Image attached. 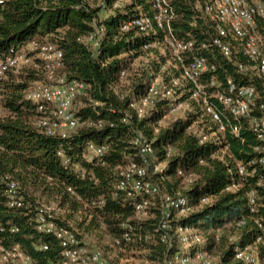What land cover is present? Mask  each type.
<instances>
[{"label":"trees","instance_id":"trees-1","mask_svg":"<svg viewBox=\"0 0 264 264\" xmlns=\"http://www.w3.org/2000/svg\"><path fill=\"white\" fill-rule=\"evenodd\" d=\"M210 1L172 0L178 37L197 43L213 37L215 21L202 10ZM153 13V0H0V56L14 55L33 40L52 43L63 51L60 75L88 87L73 109L79 126L62 140L47 136L35 125L38 112L26 99L27 90L45 80L44 73L23 66L0 74V247L18 244L31 257L30 264L60 259L59 240L36 227V208L46 203L58 206L57 222L83 242L93 235L114 241L130 231L133 240L124 244L123 252L140 254L150 264L198 249L212 254L216 246L221 254L215 264H249L237 259L236 253L255 244V219L264 218V207L260 213H251L247 196L255 188L264 204V189L256 184L264 168L260 166L254 178L243 180L237 162L256 157L252 132L244 129L241 138L226 133L200 142L198 132L208 117L202 116L200 103L190 99L188 85L182 100L191 109L185 113L164 119L169 100L157 101L143 117L131 107L147 94L152 75L162 67L169 77L181 75V64L176 65L168 52L164 54L159 46L144 49L155 38H162L160 32L155 36L134 27L123 29L128 21ZM90 35L94 42L86 44L83 39ZM202 53L217 64L219 79L254 84L264 93L262 79L239 69L237 63L245 59L235 49L231 59L212 46ZM136 61L141 64L137 68ZM123 70H127L126 77L121 76ZM139 133L154 146L155 154L149 157L152 163L165 165L156 174L149 167V177L159 184L161 194L189 201L185 214L173 211L166 230L160 228L163 207L159 195L150 196L149 215L141 217L133 208V199L116 194L121 168L142 159L134 144ZM89 142L108 144L109 151L102 159L88 162ZM61 150L70 159L69 165L59 155ZM9 178L19 184L22 207L8 205ZM234 183L241 186L227 190ZM181 227L200 234L202 243L184 249L179 241ZM0 264L23 263L4 259L0 252Z\"/></svg>","mask_w":264,"mask_h":264},{"label":"built area","instance_id":"built-area-1","mask_svg":"<svg viewBox=\"0 0 264 264\" xmlns=\"http://www.w3.org/2000/svg\"><path fill=\"white\" fill-rule=\"evenodd\" d=\"M153 3L152 15L136 17L128 21L123 29L134 27L144 34L155 36H159L160 32L162 38H155L147 43L144 49L150 50L159 46L162 52L167 51L169 58L176 65L181 64V75L172 74L169 77L164 74L166 68L162 67L160 72L152 75L147 94L132 102L131 107L136 110L138 117H143L157 101L169 100L170 106L164 114V119H168L179 112L185 113L191 109L190 103L182 100L187 85L191 86L188 88L190 99L199 102L203 111L202 116L208 117L198 132L200 142L218 139L221 134L226 133L241 138L244 129L251 131L255 136L256 143L252 150L256 157L237 162L238 173L243 180L254 178L259 167L264 168V93H260L254 84H240L230 77L224 81L219 79L217 64L202 51L209 50L212 46L223 57L231 59L235 49V52L245 59L237 63L239 69L249 71L264 82V0H211L205 4L202 10L215 21V34L209 41L200 43L176 35L173 27L176 12L172 0H153ZM83 41L86 44L94 42V36L90 35ZM63 59V51L56 45L39 40L31 41L27 47L14 55L0 56V74L19 70L23 66H31L44 73L45 80L36 81L27 90L26 99L35 105L38 112L35 125L47 136L62 140L69 138L78 128L79 121L73 109L76 103L86 96L88 88L84 82L68 81L65 76L60 75L64 67ZM143 65H147V62ZM121 76L126 77L127 70H123ZM205 127L208 128V132L204 131ZM134 144L142 159L139 162H129L121 168L116 194L123 193L133 199V208L141 217L149 215L153 205L150 196L159 195L163 207L160 228L169 229L173 211H176L177 215L185 214L189 211V201L184 197L161 194L159 184L149 177V167L156 174L162 172L165 165L152 163L149 157L155 154V149L152 142L142 133L134 138ZM108 151V144L89 142L85 158L88 162L99 160ZM170 152L171 148L168 150V153ZM59 155L64 164H70V159L62 150L59 151ZM77 173L84 175L82 171ZM179 174L183 175L182 171ZM257 180V186L264 189V176L258 177ZM240 186L234 183L227 190H235ZM69 191L73 193L71 188ZM6 193L9 206H23V197L15 180L11 178L7 180ZM247 196L251 213H260V207L263 208L264 204L260 202L258 190L251 188ZM206 201L207 199H203V202ZM59 213L60 209L53 204L41 203L36 208L38 231L54 235L62 247L60 259L41 264H120L106 258L100 248H90L76 233L60 225L57 222ZM255 223L258 228L255 244L242 250L237 249L236 253L237 259L249 264L264 261V218L256 217ZM178 231L179 241L184 249L203 241L200 234L188 228L181 227ZM132 240V234L127 230L121 237L114 239L113 246L123 251L124 244ZM44 248L47 250L48 245ZM0 252L4 259L16 263L30 264L32 261L18 244L9 248L0 247ZM142 264L150 263L143 260ZM159 264L215 263L211 253L198 249L195 252L177 253Z\"/></svg>","mask_w":264,"mask_h":264},{"label":"rangeland","instance_id":"rangeland-1","mask_svg":"<svg viewBox=\"0 0 264 264\" xmlns=\"http://www.w3.org/2000/svg\"><path fill=\"white\" fill-rule=\"evenodd\" d=\"M163 53L167 54V51L163 50ZM139 65H141L140 61H136L134 63L135 68H137ZM180 113H184V112H180ZM85 242L90 248L96 247L103 250L104 255L106 254V258L116 263L142 264L143 262V257L140 256V254H138V256H134L133 254L119 251L117 248L113 246V241L109 240L108 237H105L104 235H101V237H97L95 235H93L92 237L90 236L87 238ZM212 252H213L212 256L214 259V263H217L220 259L221 251L219 247L216 246Z\"/></svg>","mask_w":264,"mask_h":264}]
</instances>
